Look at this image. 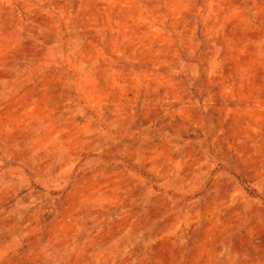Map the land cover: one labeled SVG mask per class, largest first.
Instances as JSON below:
<instances>
[{"label": "rangeland", "instance_id": "rangeland-1", "mask_svg": "<svg viewBox=\"0 0 264 264\" xmlns=\"http://www.w3.org/2000/svg\"><path fill=\"white\" fill-rule=\"evenodd\" d=\"M0 264H264V0H0Z\"/></svg>", "mask_w": 264, "mask_h": 264}]
</instances>
